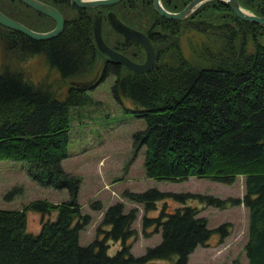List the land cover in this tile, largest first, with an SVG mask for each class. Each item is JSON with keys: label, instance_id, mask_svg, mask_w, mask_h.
Masks as SVG:
<instances>
[{"label": "trees", "instance_id": "1", "mask_svg": "<svg viewBox=\"0 0 264 264\" xmlns=\"http://www.w3.org/2000/svg\"><path fill=\"white\" fill-rule=\"evenodd\" d=\"M45 1L64 18L55 35L33 38L0 23V159L26 160L29 175L66 186L70 197L60 201L37 197L19 207L0 206V264H138L151 258L188 264L193 247L206 244L213 232L221 240L230 222L209 227L206 217L197 213L200 206L186 202L187 197L220 207L242 202L247 208L246 264H264V24L240 18L225 0H203L182 18L159 14L151 0L103 4L123 20L138 26L141 21L146 28L155 58L148 69L137 71L103 58L96 50L90 7L70 0ZM186 1L161 0L169 9ZM238 1L264 13V0ZM0 9L35 29L54 24L51 16L22 0H0ZM101 31L108 44L121 48V36L107 19ZM130 44L125 52L141 57L142 48ZM32 56L46 66V76L57 74L64 93H57L47 77L29 76L23 62ZM98 67L97 81L112 73L113 97H128L132 107L127 109L144 118V126L132 132V143L135 148L144 146L146 175L194 174L231 182L242 174L241 196L155 186L124 189L125 197L142 204L141 231L158 230L160 238L132 253L128 239L136 235L131 222L137 208L124 209L123 202L115 200L104 208L93 238L80 243L79 229L89 214L81 211L76 199L79 176L65 170L60 159L66 154L69 107L88 101L85 89L92 87L69 79L88 77ZM168 196L177 204L168 205ZM158 204L156 214L146 213ZM29 209L39 213L35 231L26 228ZM111 246L116 247L110 252Z\"/></svg>", "mask_w": 264, "mask_h": 264}, {"label": "rangeland", "instance_id": "2", "mask_svg": "<svg viewBox=\"0 0 264 264\" xmlns=\"http://www.w3.org/2000/svg\"><path fill=\"white\" fill-rule=\"evenodd\" d=\"M32 56L23 64L34 80L45 78L56 89L64 93L65 85L60 82L55 72L47 75L46 66ZM114 75L109 73L86 88L89 100L80 105L69 107V128L66 154L61 157L62 167L79 176L76 199L82 212H88L89 220L79 229L78 240L87 243L95 234L98 223L106 205L121 200L124 209L136 206V214L131 225L136 235L128 239L132 253H140L147 244H153L160 238L159 231L144 234L141 231L142 204L122 194L124 189L141 190L155 186L168 191H189L211 193L219 197L241 196L243 193V175L236 174L231 182H223L205 175L189 174L183 178H165L148 176L143 165V144L135 148L132 143V132L144 126L141 115L127 109L132 101L122 96L115 99L110 85ZM16 188L6 194L10 188ZM46 198L60 201L70 197L66 186H58L33 177L27 172V161L24 159H0V206L19 207L32 198ZM170 198V199H168ZM172 196L165 198L168 205L177 201ZM172 200V201H170ZM97 201L98 207L92 203ZM161 201V200H160ZM162 203V201L160 202ZM188 203L200 206L198 214H203L209 227L221 221L230 222L229 232L217 241L213 232L206 244H197L188 253V264H246L244 242L246 240L247 208L242 202L228 203L222 207L213 204H201L197 197H187ZM160 205L147 210V214H156ZM39 213L26 210V228L37 230ZM116 246H111V252ZM138 264H172L164 258H151Z\"/></svg>", "mask_w": 264, "mask_h": 264}, {"label": "water", "instance_id": "3", "mask_svg": "<svg viewBox=\"0 0 264 264\" xmlns=\"http://www.w3.org/2000/svg\"><path fill=\"white\" fill-rule=\"evenodd\" d=\"M33 8L42 11L54 20V24L46 29H35L25 24L21 20L8 15L0 9V23L20 30L33 38H46L57 34L63 26V15L61 11L52 3L45 0H22ZM79 6H96L99 4H109L116 0H70ZM203 0H187L180 8L169 9L165 7L161 0H151L152 7L159 13L167 17L182 18L193 10ZM231 7L233 12L243 19L253 20L260 24H264V13H255L244 6L238 0H225ZM109 24L118 32L126 37L137 41L144 50V57L142 60H135L129 57L122 51L109 45L101 35V17L99 8L93 13L91 18V34L96 50L105 59L121 63L125 67L137 71H144L148 69L154 62L155 49L147 34L141 29L136 28L119 18L112 10L106 12ZM99 67L94 72L85 78H70L69 82L80 85H94L99 76Z\"/></svg>", "mask_w": 264, "mask_h": 264}, {"label": "flooded vegetation", "instance_id": "4", "mask_svg": "<svg viewBox=\"0 0 264 264\" xmlns=\"http://www.w3.org/2000/svg\"><path fill=\"white\" fill-rule=\"evenodd\" d=\"M117 1V0H116ZM103 4H99V5H96V6H92V7H90V6H83V7H90L91 9H92V13H94L98 8H99V10H100V17H101V26H102V22H103V20L104 19H107V21H108V18H107V15H106V12H107V10H110V9H105L104 8V6H102ZM119 17V16H118ZM120 18V17H119ZM122 19V18H121ZM123 20V19H122ZM124 22H126V23H128V24H130V25H132V26H134V27H136V28H139V29H141L143 32H145L146 34H147V31H146V28H143L141 25H142V22L140 21L139 22V26L138 25H136L137 23H130V22H127V21H125V20H123ZM113 28V27H112ZM114 29V28H113ZM115 30V29H114ZM118 32V31H117ZM119 34H120V38H119V46H121V48H123L124 50H122L121 48H117V47H115V46H113V45H111V44H109V45H111L112 47H114V48H116V49H118V50H120V51H122L123 53H125V54H127L129 57H133V56H131L129 53H127V52H125V49H127V48H129L130 46H131V44L130 43H133L134 45H139L141 48H142V46L137 42V41H135V40H133V39H131V38H129V37H126V36H124L123 34H121L120 32H118ZM101 35H102V31H101ZM148 36V35H147ZM103 37V36H102ZM113 37H115V36H112V38ZM103 39H104V37H103ZM150 39V38H149ZM105 40V39H104ZM106 41V40H105ZM108 43V42H107ZM136 45V46H137ZM135 46V47H136ZM138 47H136V49H137ZM129 50V49H128ZM142 50H143V48H142ZM143 57H144V50H143V53H142V56L141 57H133V59H135V60H142L143 59Z\"/></svg>", "mask_w": 264, "mask_h": 264}, {"label": "crops", "instance_id": "5", "mask_svg": "<svg viewBox=\"0 0 264 264\" xmlns=\"http://www.w3.org/2000/svg\"><path fill=\"white\" fill-rule=\"evenodd\" d=\"M157 231H158V230H157ZM223 237H224V236H223ZM192 250H193V249H192ZM192 250H191V251H192Z\"/></svg>", "mask_w": 264, "mask_h": 264}]
</instances>
